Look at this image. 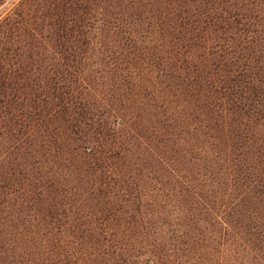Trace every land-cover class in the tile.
Returning <instances> with one entry per match:
<instances>
[{
  "label": "trees",
  "instance_id": "trees-1",
  "mask_svg": "<svg viewBox=\"0 0 264 264\" xmlns=\"http://www.w3.org/2000/svg\"><path fill=\"white\" fill-rule=\"evenodd\" d=\"M0 264H264V0L3 11Z\"/></svg>",
  "mask_w": 264,
  "mask_h": 264
},
{
  "label": "rangeland",
  "instance_id": "rangeland-1",
  "mask_svg": "<svg viewBox=\"0 0 264 264\" xmlns=\"http://www.w3.org/2000/svg\"><path fill=\"white\" fill-rule=\"evenodd\" d=\"M19 0H9L5 3H0V15L2 14L3 11L8 9L10 6H12L14 3L18 2Z\"/></svg>",
  "mask_w": 264,
  "mask_h": 264
},
{
  "label": "crops",
  "instance_id": "crops-1",
  "mask_svg": "<svg viewBox=\"0 0 264 264\" xmlns=\"http://www.w3.org/2000/svg\"><path fill=\"white\" fill-rule=\"evenodd\" d=\"M7 1H9V0H0V3H5Z\"/></svg>",
  "mask_w": 264,
  "mask_h": 264
}]
</instances>
